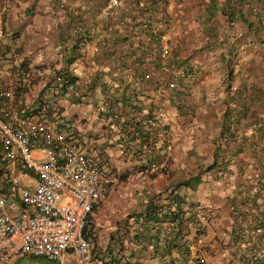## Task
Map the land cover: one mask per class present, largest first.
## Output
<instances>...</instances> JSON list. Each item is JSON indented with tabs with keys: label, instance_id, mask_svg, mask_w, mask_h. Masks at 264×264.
<instances>
[{
	"label": "crops",
	"instance_id": "0c3cea01",
	"mask_svg": "<svg viewBox=\"0 0 264 264\" xmlns=\"http://www.w3.org/2000/svg\"><path fill=\"white\" fill-rule=\"evenodd\" d=\"M90 1L96 7L95 15L86 9ZM120 1L128 6L129 0ZM106 2L107 0H6V11L0 21L3 32L0 42L3 58L1 76H13V69L18 70L15 78L23 85L21 97L23 101H28L31 93L44 86L59 69L75 66L74 74L81 82V88L86 95L92 97L76 103L60 95L54 96L52 100L58 117L65 121L68 129H75L83 146H88L96 152L99 161L109 170L111 168L112 172L119 171L120 168H134V172L145 173L140 177L142 183H138L139 189L134 188L133 193L124 192L132 197L136 205L134 211L127 210L125 199L120 200L117 193L113 202H109L111 191L117 188L112 187L113 185H110L104 196L92 207L86 223V236L96 254L105 258L120 255L121 259L133 264H146L145 260L152 257L161 259L165 264H184V258L178 252L179 244L182 242L183 248L191 250L196 239H201L203 244L200 248L205 257L204 264H227L226 250L221 243L229 229V207L237 200L236 183H239V179L236 180L235 176L240 170L264 176V159L252 148L250 151L244 150L229 156V169L216 170L219 166L214 160H219L220 155H215V144L219 142L218 135L226 100L223 67L217 58L218 49L201 50L189 60L197 71L195 78L189 81L186 101L191 110L187 113L179 112L172 100L160 98L152 87V81L149 83L150 80H143L147 84L129 81L128 88L136 90L137 96L134 98L137 99L135 101L140 105L141 111L145 113L151 109L150 111L156 113L157 117L168 125V132L163 135V147L157 150L159 168L153 172L146 164L145 167L139 168V161L132 155L128 153L126 157L118 154L121 149L117 148L114 142L115 121H111L113 127L108 126L111 116L108 117L105 113L102 94L99 95V103V87L88 86L91 79L95 78L106 64H113L114 61L103 59L105 53L94 39L85 43L82 54L76 57L72 46L74 39L69 34L72 24L77 21L86 24L92 18L100 19L97 15ZM159 4L168 18L170 28L163 30V24L155 19L154 29L162 33V40L169 43L170 47L178 48L180 57L194 54L206 29L204 17L199 12L203 5L202 0H160ZM130 14L136 16H133L134 19L141 16L129 9L113 18L124 19L126 16L131 19ZM234 29L244 33V27L238 21ZM98 31L104 34L100 27ZM250 36L244 34L239 37L241 46L246 48ZM251 46L250 44V47L246 48L249 58L253 57L251 54L254 53ZM242 74L243 76L237 79L245 85L247 110L237 127L232 126L237 133L250 132L254 121L264 120V80L257 79L254 74ZM236 83L237 80L233 85ZM112 85L121 87L123 83L117 84L113 81ZM248 85L256 87L253 95L249 96ZM222 141H225L223 137L221 143ZM209 164L210 168L207 169ZM118 174L116 173L115 178L120 182L129 175L119 179ZM195 175H198V178L195 177L198 180L196 188L191 190V194V191H187L185 199L200 202L198 207H206L202 209L209 211L208 220L196 231L185 230L181 239L175 240L176 245L171 244L170 248L165 249L160 238L162 233H157L144 217L143 201L148 200L153 193L161 195L159 192L168 185L189 179L192 182L191 179L194 180ZM176 187L180 193L187 189L184 184ZM249 189L251 186H247L245 191L248 192ZM142 233L145 234L146 243L140 245L136 237ZM156 241L159 242L158 245L153 244ZM151 246H158L157 252H153Z\"/></svg>",
	"mask_w": 264,
	"mask_h": 264
},
{
	"label": "built area",
	"instance_id": "2783aa9c",
	"mask_svg": "<svg viewBox=\"0 0 264 264\" xmlns=\"http://www.w3.org/2000/svg\"><path fill=\"white\" fill-rule=\"evenodd\" d=\"M129 9L120 0H107L97 16L113 18ZM5 10L6 0H0V21ZM149 20L142 15L136 19L125 16L118 22L121 25L127 22V28L135 34ZM134 21L138 22L132 24ZM157 21L163 24V30L170 28L167 17ZM70 29L72 33L80 32L81 26L75 24ZM1 35L0 28V39ZM160 43L157 53L145 52L142 47L134 50L139 57L142 80L159 86L166 84L168 89L174 90L176 82L167 81L152 62L153 54L163 58L171 49L166 41ZM70 71L75 73L76 67L72 66ZM61 79L60 75L54 77L57 83ZM81 89V82L74 80L66 85L62 94L70 98L80 94ZM155 132L156 138L144 143L130 140L128 152L149 156L154 150L152 147L160 142L161 131L155 129ZM149 165L153 168L156 163L151 161ZM249 174L255 182L236 184L237 200L229 207V229L221 243L228 253V264H264V176L255 172ZM110 182V174L89 147L80 145L77 137L65 133L46 116L22 113L10 86L0 81V264H12L20 255L41 256L54 264H133L117 256L105 258L96 254L91 241L83 234L93 205ZM247 186H251L248 192L244 190ZM167 202L158 197L143 201L144 210L147 204L151 206L156 219L147 218V221L164 235L162 247L165 249L170 248L171 241H179L185 230H198L208 217L200 210L185 224L178 225L167 217L170 210ZM136 238L138 244L146 243L144 233ZM202 244L201 239H196L191 250L183 248L182 242L179 244L178 252L184 264L205 262Z\"/></svg>",
	"mask_w": 264,
	"mask_h": 264
},
{
	"label": "trees",
	"instance_id": "16d2710c",
	"mask_svg": "<svg viewBox=\"0 0 264 264\" xmlns=\"http://www.w3.org/2000/svg\"><path fill=\"white\" fill-rule=\"evenodd\" d=\"M159 2L160 0L143 1L144 4H142L140 0H129V2H127L128 7H130L134 14H140L150 19L148 24L145 27L140 26L135 34L132 33L131 29L127 28V22H123L124 25H121L118 21H122V19L112 18V16H106L100 19L92 18L86 24L85 22L77 21L72 25L80 24V32L72 33L71 30L69 32L74 39L72 46L75 49L76 57L82 54L83 45L94 39L95 43L98 44L99 47L101 46L102 52L105 53L103 59L106 58L110 59V61H114L113 64H106L105 68L102 69L95 78L91 79L92 81H90L88 86L90 88L94 85L95 87H99L98 98L100 97L99 95L106 93L105 101L102 96V105L105 106L106 103V107H108L110 111L106 110L105 113L109 114L112 117L111 119L115 121L116 140L114 142H116L115 145L117 148L121 149L119 152L123 155H127L129 153L127 149L130 140L137 139V143H144L147 139L153 140L156 138L155 129L161 131V136L159 138L160 144L158 147H152L154 150L149 156L143 157L131 153L135 160L139 161V168L145 167V163L148 165L149 162L146 161L156 162L158 160L159 154L157 150L162 149L165 139L163 135L168 132L167 122L157 117L156 113L150 111L151 109L143 113L140 105L135 101L137 99L134 98V96H137L136 90L128 88L129 81H137L142 84H147L148 82L142 80V70L138 66L139 57L134 53V50L142 47L145 52L150 50L156 52L160 46L162 33L154 29L153 22L155 19L165 18L166 15L163 13ZM202 2L203 5L199 8V12L202 17H204L203 22H205L206 29H204V35L202 34L200 37V44L196 46L195 53L180 57L178 48L171 47L168 54L163 58L157 54H153V64L161 70L163 77L167 81L174 80L176 82V90L168 89L165 86L166 84L162 86L152 85V87L160 98L172 100L175 108L179 112L187 113L191 110L190 105L186 101L189 81L195 78L197 71L196 67L189 63V60L191 57L197 56L198 54L196 53L201 50L213 51V49H218L217 58L222 63L223 83L225 84L224 88L226 91L225 106L222 111L221 127L218 135L219 142L215 144V155L217 153L220 157L219 160H214V163L219 166L216 168V170L219 171L220 169H229V159L231 158L229 156H233L240 151H250L252 148H255L257 151L256 154L259 156L261 155L264 159V120L254 121L250 132H243L238 136L237 132H234L232 127H237V123L247 110L245 104L247 100L244 94L245 85L237 78L242 77V73L246 72L254 74V77L257 79L263 78L264 80V0H202ZM252 8H254V10H252ZM86 9L87 11L89 10V13L92 15H95L97 12L92 2ZM156 14L158 16H156ZM133 16L136 17L135 15ZM133 16L130 14L131 19H134ZM237 21L244 27V33L237 32L234 29V25ZM137 22L138 21H134L132 24H136ZM98 27L103 29L104 34L98 31ZM244 34L251 35L247 39L248 44L246 45L247 48L250 47L251 44V47L254 49V53L251 54L253 57L251 58H249L250 56L247 57L246 48L241 46L242 44L240 43L239 37H242ZM106 37L108 41H106ZM236 66H238L237 70L235 69ZM241 67L243 69H241ZM189 73H193V75ZM56 75L62 76L59 83L54 81ZM77 79V76L71 73L70 68L59 69L44 86L40 88L39 94L33 100L31 107L25 108L23 112L26 114L38 113L42 108L44 109V113L49 115L53 103H50L52 101L50 99L49 105L47 106L46 103L49 101L47 98L60 94L65 90L69 82H73ZM236 80L237 83L234 86L233 82ZM113 81H116L117 84L123 83V85L121 87L113 86ZM15 82V97L18 96L19 99H22L21 92H23V85L17 81V78ZM149 83L152 82L149 81ZM247 89L249 90L250 96L253 95L252 93H254L256 87L248 85ZM101 91L103 92L101 93ZM81 101L82 93L72 98V102L78 103ZM25 105L24 103H19V108ZM134 109L142 112L143 115L139 117L136 116V114L129 116L128 112ZM99 113L100 112H98V114ZM59 125H62V123H57V126ZM222 137L225 141L221 143ZM210 165L211 164L207 166V169L210 168ZM109 171L111 172V168ZM126 174L127 172L119 173L118 178L123 179ZM195 177L198 178V175L194 176V180L191 179L192 182H190L189 179L184 182L168 185L159 192L161 193L159 196L155 193L151 194V197H158L168 201L166 205L170 210L167 217L177 222L178 225L185 224L188 218L197 214V211H203L202 208H206L202 206L198 207L200 202L187 201L185 199L188 195L187 189L180 193L179 189L176 187L184 184L187 188H190L189 191L195 189L198 182ZM235 177L236 180L239 179V183H236L238 186L239 184L243 185V183L252 184L255 182H253L255 178H252L249 173H245L243 170L238 171ZM216 179H218L217 176ZM207 209L209 208L207 207ZM204 211L208 215L209 211ZM143 214L144 217L148 219H156L151 210V206L148 204ZM156 232L159 233L158 230H156ZM83 234L86 236V225L83 229ZM156 236L158 238V235ZM162 237L164 238L163 234L160 238L162 239ZM174 242L175 240L171 244L175 245L177 243ZM158 243L159 242L156 241L153 244L158 245ZM157 248L158 246L151 247V249L154 250L153 252H157Z\"/></svg>",
	"mask_w": 264,
	"mask_h": 264
},
{
	"label": "clouds",
	"instance_id": "9594fccd",
	"mask_svg": "<svg viewBox=\"0 0 264 264\" xmlns=\"http://www.w3.org/2000/svg\"><path fill=\"white\" fill-rule=\"evenodd\" d=\"M6 11V10H5ZM4 11V12H5ZM3 15V14H2ZM2 17V16H1ZM1 32H2V28H1ZM2 34H3V32H2ZM1 37H2V35H1ZM0 42H1V39H0ZM0 50H1V43H0ZM2 64H3V58H2V50H1V57H0V81L1 82H3L6 86L8 85V86H10V88L12 89V94H13V96H14V98H15V100H16V104H17V107H18V109H20V111H22V113H24L23 112V110L25 109V108H30L31 107V104L33 103V100L35 99H33L32 100V102H30V101H23V99H19V97L17 96V97H15V93H14V88H15V85H16V82H15V76L17 77V75H18V70H15L14 71V69H13V76H6V77H2L1 76V73H2V68H1V66H2ZM74 74V73H73ZM9 79V80H8ZM63 92H61L60 94H58V96L60 95V96H62V97H64L63 96V94H62ZM80 93H82V100H83V102L85 101V99L87 100V99H89V97H88V95H86L85 94V92H84V90L83 89H81V92ZM38 94H39V92H38ZM37 94V95H38ZM36 95V96H37ZM76 95H78V94H76ZM75 95V96H76ZM35 96V97H36ZM46 96V95H45ZM54 96H57V95H54ZM75 96H73V97H75ZM98 96V95H97ZM73 97H64L65 99H68V100H70V101H72V98ZM52 98L53 97H48L47 98V100H49L48 101V103H46L47 104V106L49 105V102H50V99L52 100ZM105 98H106V96H104L103 95V100L105 101ZM45 100H46V98H45ZM54 101L52 100L50 103H53ZM19 103H24V104H26L25 106H22V108H19ZM99 103H100V97H99ZM105 110H107V111H110V109L108 108V107H106V103H105ZM53 110V111H52ZM51 111H52V113H50L49 115L48 114H46V113H44V109H40V111L38 112L39 114H42L43 116H46L47 117V119L51 122V123H53L55 126H57V123H59V122H61L62 123V125H59V126H57V127H59V128H61L65 133H67L68 135H71V136H73V137H77V140L79 141V143H80V145H82L83 146V144L80 142L81 140H80V138L78 137V135H76V131H75V129H68L67 128V126L65 125V121L64 120H62V119H60L59 117H58V115H57V112L58 111H55V108H54V103L52 104V106H51ZM24 114H26V113H24ZM32 114H35V113H32ZM32 114H29V115H32ZM128 114H129V116H131V115H133V114H136V116H138V115H143V113L142 112H139V111H137V110H131V111H129L128 112ZM108 115V117H109V114H107ZM108 117L106 118L107 120H108ZM112 118V117H111ZM114 122V120H112V119H110V121H108V126L109 127H113V123L112 122ZM115 124V123H114ZM160 144V143H159ZM159 144H158V146H159ZM157 146V147H158ZM86 147H88V146H86ZM90 149V148H89ZM90 151L91 152H93V153H95L96 155H97V153L96 152H94L92 149H90ZM118 154H120V155H123V154H121L120 152H118ZM129 154L130 155H132L131 154V152H129ZM98 156V155H97ZM126 157H127V155H125ZM98 158H99V156H98ZM129 158H132V157H129ZM137 161V160H136ZM100 162V161H99ZM146 162H149L148 163V169L149 170H152V171H154V170H157L158 168H159V166H158V163H157V161L155 162L156 163V166L155 167H150V162L151 161H146ZM100 164H101V166H103V163H101L100 162ZM146 164V163H145ZM106 170H107V172L110 174V176H111V182H110V184L107 186V189L105 190V192H104V194L106 193V191L108 190V188L110 187V185H112V182H113V177H112V175H111V173H112V171L110 172L109 171V169L108 168H106V166H103ZM245 190V189H244ZM104 194H103V196H104ZM102 196V197H103ZM101 197V198H102ZM100 198V199H101ZM150 198H152V197H150ZM149 198V199H150ZM99 199V200H100ZM148 199V200H149ZM98 200V201H99ZM97 201V202H98ZM148 202V201H147ZM96 204V203H95ZM94 204V205H95ZM93 205V206H94ZM89 217V216H88ZM208 220V219H207ZM87 221H88V218H87ZM87 223V222H86ZM115 257V256H114ZM18 258V256L13 260V262H12V264L14 263V261L16 260ZM118 258H120L121 259V256L119 255V256H117V259ZM204 264V263H203ZM228 264V263H227Z\"/></svg>",
	"mask_w": 264,
	"mask_h": 264
},
{
	"label": "rangeland",
	"instance_id": "374dc122",
	"mask_svg": "<svg viewBox=\"0 0 264 264\" xmlns=\"http://www.w3.org/2000/svg\"><path fill=\"white\" fill-rule=\"evenodd\" d=\"M237 67L238 66L235 67L236 70H237ZM39 91H40V88L35 90L34 92H32L31 96L28 97V99H29L28 101L32 102V100L35 98V96L38 94ZM115 169L117 170V168H115ZM120 169H118L119 171L111 173V175L113 177V182H112L113 186L112 187H114V188L117 187V188L115 189V191H111V193L109 195V202L112 203L114 200V197H117V194H118L120 197V200L125 199V202L128 205L127 210H129V212H131V211H134L136 209V205L134 204L132 197L125 195L124 192H129V193L132 192L133 193V192H135V190H133L134 188L139 189L138 183L141 182V180H142V178H140V177L145 173L144 172H141V173L134 172V168H127V169L120 168ZM122 172H127V175L128 174L129 175L126 179L121 180V182H120V180L116 179L115 176H116V173H122ZM140 188H141V185H140ZM189 190H190V188H187V191H189ZM191 193H192V191L189 192V194H191ZM113 247L115 250V247H116L115 244ZM226 256H228L227 252H226ZM145 263L146 264H165L162 262L161 259H159L157 257L148 258L145 260ZM13 264H54V263H53V261L45 259L41 256L20 255L14 261Z\"/></svg>",
	"mask_w": 264,
	"mask_h": 264
}]
</instances>
